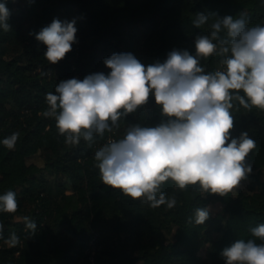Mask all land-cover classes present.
<instances>
[{
  "label": "trees",
  "instance_id": "1",
  "mask_svg": "<svg viewBox=\"0 0 264 264\" xmlns=\"http://www.w3.org/2000/svg\"><path fill=\"white\" fill-rule=\"evenodd\" d=\"M10 10L9 31L0 29V195L16 193L15 212L0 211V264H225L221 252L238 239H254L264 223V111L234 101L231 136L247 132L256 147L247 156L252 171L245 189L226 196L202 193L198 185L180 190L161 186L175 207H151L105 185L94 159L109 139H120L129 125L156 126L166 118L151 96L118 128L91 143L65 144L55 119L45 117L46 94L64 79L111 69L104 59L132 53L146 66L163 62L173 49L195 55V38L210 34L220 17L244 16L264 25V0H0ZM208 15L197 28L198 13ZM55 18L75 20L76 42L58 63L45 57L47 46L35 34ZM226 38V32H221ZM221 57L201 60L206 72L222 68ZM243 94V93H241ZM18 133L13 148L2 141ZM40 154L44 165L28 162ZM222 204L213 212L210 205ZM207 207L204 224L194 210ZM27 221L36 228L29 229ZM15 234L16 242L12 243Z\"/></svg>",
  "mask_w": 264,
  "mask_h": 264
},
{
  "label": "clouds",
  "instance_id": "2",
  "mask_svg": "<svg viewBox=\"0 0 264 264\" xmlns=\"http://www.w3.org/2000/svg\"><path fill=\"white\" fill-rule=\"evenodd\" d=\"M10 10L0 2V29L9 31ZM209 17L198 13L199 28ZM210 34L195 38V55L173 49L163 62L147 66L132 53H114L104 59L108 74L92 73L83 80H61L55 93L46 94L45 117L55 119L65 144L91 143L94 136L118 128L122 117L146 105L151 96L166 118L156 126L129 125L120 139H109L94 153L100 179L124 195L142 199L151 207H175L161 186L171 180L180 190L198 185L202 193L226 196L238 188L252 168L247 156L256 142L247 132L231 136L234 101L246 110L264 111V25L250 26L244 16L220 17ZM226 32V38L220 33ZM75 20L55 18L35 34L47 46L44 57L58 63L76 42ZM221 57L222 68L206 72L201 60ZM243 93V94H241ZM18 133L2 143L13 148ZM18 208L16 193L0 195V211ZM207 207L194 210V220L204 224ZM35 229L33 221H27ZM254 239H238L221 252L225 264H264V223L251 229ZM16 242L15 234L12 243Z\"/></svg>",
  "mask_w": 264,
  "mask_h": 264
},
{
  "label": "rangeland",
  "instance_id": "3",
  "mask_svg": "<svg viewBox=\"0 0 264 264\" xmlns=\"http://www.w3.org/2000/svg\"><path fill=\"white\" fill-rule=\"evenodd\" d=\"M28 162L37 163L39 165H44V161L42 156L38 153L36 155H32L29 157ZM263 178H264V171H263ZM247 177L241 181V184L238 188L233 190V193L236 194L240 189H245L247 185ZM210 208L213 210V212H218L222 208V204L220 202H214L210 205Z\"/></svg>",
  "mask_w": 264,
  "mask_h": 264
}]
</instances>
